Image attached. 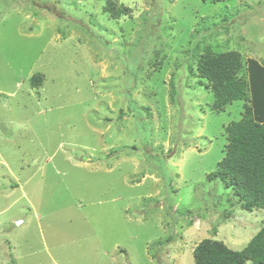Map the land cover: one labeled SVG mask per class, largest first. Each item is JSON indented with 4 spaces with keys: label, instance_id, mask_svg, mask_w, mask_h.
Returning a JSON list of instances; mask_svg holds the SVG:
<instances>
[{
    "label": "rangeland",
    "instance_id": "374dc122",
    "mask_svg": "<svg viewBox=\"0 0 264 264\" xmlns=\"http://www.w3.org/2000/svg\"><path fill=\"white\" fill-rule=\"evenodd\" d=\"M230 50L264 63V0H0V264L242 250L264 209L211 173L245 101L198 74Z\"/></svg>",
    "mask_w": 264,
    "mask_h": 264
},
{
    "label": "trees",
    "instance_id": "16d2710c",
    "mask_svg": "<svg viewBox=\"0 0 264 264\" xmlns=\"http://www.w3.org/2000/svg\"><path fill=\"white\" fill-rule=\"evenodd\" d=\"M118 12H113L116 15ZM240 52L208 51L199 61L198 74L207 79L202 85L215 96L214 106L222 108L235 100L245 101L242 117L226 127V154L211 176L226 179L247 210L264 209V65L247 59L246 74ZM32 85H40L35 75ZM195 264H264V226L242 250L224 242L205 238L194 248Z\"/></svg>",
    "mask_w": 264,
    "mask_h": 264
},
{
    "label": "crops",
    "instance_id": "0c3cea01",
    "mask_svg": "<svg viewBox=\"0 0 264 264\" xmlns=\"http://www.w3.org/2000/svg\"><path fill=\"white\" fill-rule=\"evenodd\" d=\"M251 58H254V57H251ZM256 59V58H255ZM258 60V59H257ZM259 61V60H258ZM261 64H263L264 65V63H262L261 61H259ZM246 66H247V64H246Z\"/></svg>",
    "mask_w": 264,
    "mask_h": 264
}]
</instances>
